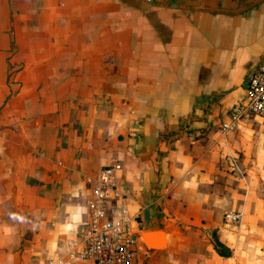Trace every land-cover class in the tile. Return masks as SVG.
<instances>
[{
    "label": "crops",
    "instance_id": "0c3cea01",
    "mask_svg": "<svg viewBox=\"0 0 264 264\" xmlns=\"http://www.w3.org/2000/svg\"><path fill=\"white\" fill-rule=\"evenodd\" d=\"M263 61L264 0H0V264H87L115 163L130 233L164 232L134 264H264V120L218 131Z\"/></svg>",
    "mask_w": 264,
    "mask_h": 264
},
{
    "label": "built area",
    "instance_id": "2783aa9c",
    "mask_svg": "<svg viewBox=\"0 0 264 264\" xmlns=\"http://www.w3.org/2000/svg\"><path fill=\"white\" fill-rule=\"evenodd\" d=\"M251 116L264 120V61L257 65L246 83V98L236 103L219 126L220 136L237 131ZM118 163L100 169L95 177H86L90 185L87 200L89 223L80 238L67 243L68 255L87 264H134L138 238L129 231V218L124 204L125 195L115 180ZM241 214L226 213L225 223L238 222ZM60 264V261H57Z\"/></svg>",
    "mask_w": 264,
    "mask_h": 264
},
{
    "label": "water",
    "instance_id": "95a60500",
    "mask_svg": "<svg viewBox=\"0 0 264 264\" xmlns=\"http://www.w3.org/2000/svg\"><path fill=\"white\" fill-rule=\"evenodd\" d=\"M135 237L139 238L148 250H161L164 247V232L162 231H145L136 233ZM154 239V243L151 240Z\"/></svg>",
    "mask_w": 264,
    "mask_h": 264
},
{
    "label": "trees",
    "instance_id": "16d2710c",
    "mask_svg": "<svg viewBox=\"0 0 264 264\" xmlns=\"http://www.w3.org/2000/svg\"><path fill=\"white\" fill-rule=\"evenodd\" d=\"M214 249L216 253L221 256V257H229L230 256V251L225 248L217 239H214Z\"/></svg>",
    "mask_w": 264,
    "mask_h": 264
}]
</instances>
